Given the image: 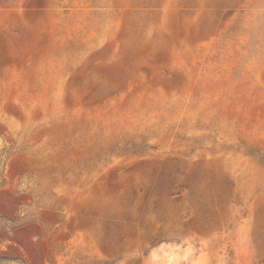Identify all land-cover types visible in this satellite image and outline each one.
Returning <instances> with one entry per match:
<instances>
[{
    "label": "rangeland",
    "instance_id": "374dc122",
    "mask_svg": "<svg viewBox=\"0 0 264 264\" xmlns=\"http://www.w3.org/2000/svg\"><path fill=\"white\" fill-rule=\"evenodd\" d=\"M254 150L264 0H0V264H264Z\"/></svg>",
    "mask_w": 264,
    "mask_h": 264
},
{
    "label": "trees",
    "instance_id": "16d2710c",
    "mask_svg": "<svg viewBox=\"0 0 264 264\" xmlns=\"http://www.w3.org/2000/svg\"><path fill=\"white\" fill-rule=\"evenodd\" d=\"M101 148L107 150L106 154L108 156H124V155H135V154H143L149 153L153 150V144L150 143L146 138H130L128 140H124V142H113L112 144L102 145ZM96 151V152H95ZM255 153L250 152V154L258 160L261 164L264 165V152L259 150H254ZM90 159L92 157L99 156L98 151L94 150L90 153ZM109 161V160H108ZM107 161V162H108ZM101 264H108L107 262L100 261Z\"/></svg>",
    "mask_w": 264,
    "mask_h": 264
}]
</instances>
